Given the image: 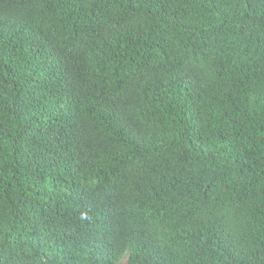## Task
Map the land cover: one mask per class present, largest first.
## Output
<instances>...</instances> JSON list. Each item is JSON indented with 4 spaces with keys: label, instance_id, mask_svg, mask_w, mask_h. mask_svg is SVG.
<instances>
[{
    "label": "trees",
    "instance_id": "obj_1",
    "mask_svg": "<svg viewBox=\"0 0 264 264\" xmlns=\"http://www.w3.org/2000/svg\"><path fill=\"white\" fill-rule=\"evenodd\" d=\"M0 264H264V0H0Z\"/></svg>",
    "mask_w": 264,
    "mask_h": 264
}]
</instances>
